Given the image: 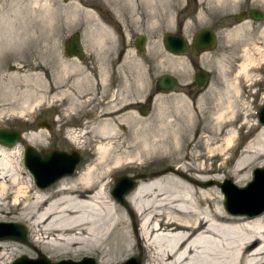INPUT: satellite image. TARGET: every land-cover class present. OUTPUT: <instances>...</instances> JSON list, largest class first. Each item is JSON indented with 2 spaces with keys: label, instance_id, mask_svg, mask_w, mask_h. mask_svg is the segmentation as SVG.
I'll use <instances>...</instances> for the list:
<instances>
[{
  "label": "rangeland",
  "instance_id": "obj_1",
  "mask_svg": "<svg viewBox=\"0 0 264 264\" xmlns=\"http://www.w3.org/2000/svg\"><path fill=\"white\" fill-rule=\"evenodd\" d=\"M155 1L157 7L149 10L141 4V0H137L139 8L133 10L131 2L119 0L116 9L112 10L105 0H0V127L33 134L37 142L31 144L22 138L12 145H18L16 155L23 176H31L23 165V148L27 144L41 152L49 149L79 150L82 161L76 171L96 161L101 154L99 146L108 147L98 167L107 173V194L123 209L125 231L131 236L129 248L110 254L117 258L111 263L101 262L103 253L100 249L40 251L52 261L64 258L78 260L90 256L97 264H119L130 256H137L145 264L150 262L146 240L138 241L136 238L138 216L134 210L133 216L127 213L125 206L111 194L118 176L144 174L147 177L138 178L137 181L146 182L150 174L172 166L175 171L163 175L180 177L197 189H208L226 211L223 194L217 185L201 187L194 180L212 179L220 182L230 178L237 186H244L252 179L254 168L264 167L260 165L264 159H258L249 167L242 183H236L230 175L244 144L253 137V132L245 135L247 127L240 128L246 120L244 110L251 113L249 119L252 123L259 124L257 114L264 104V20L245 19L238 23L234 15L249 8H260L264 12V0H236L231 7L222 6V0H170L165 6L163 0ZM76 3L92 4L109 24L113 38L107 39L106 44L98 41L92 33L95 25L90 18L71 15ZM121 12L125 16L120 19L118 15L121 16ZM170 12V16H166ZM122 20V31H126L128 45L130 37L135 34L145 35L147 43L143 53L129 45L124 61L116 65L122 47L120 44L124 43L123 34L117 26ZM129 24L133 27L131 33L127 32ZM204 27L217 34L216 45L211 50L199 55H175L163 46L162 37L166 32L176 33L180 30L181 35L191 41L194 33ZM74 32L79 33L85 51L83 59L69 57L64 52V43ZM167 57L177 62L167 60ZM77 63L78 68L71 65ZM246 63L248 76L240 71V65ZM201 69L209 72L210 80L205 88L194 92V74ZM162 74L177 78L178 85L173 91H155V80ZM81 75H85V78L80 79ZM98 76L105 82V94L98 97L103 110H86V103L96 93L94 82ZM113 79L120 80L121 85L115 91L108 88ZM236 86L241 88V96L235 110L241 111L235 122V151L206 159L205 165L214 171L202 173L206 179H197L194 172H185L176 167L178 163L175 157L163 151L162 145L167 140L168 130L171 126H184L189 111L193 113L194 121L203 113L227 110V102L230 98L234 99ZM149 95H153L151 110L142 116L134 107L135 104L129 102H145ZM104 121H110L115 126L114 133L105 140L101 139L98 132ZM40 122H46L50 128L39 127ZM201 126L202 122L199 128ZM209 134L214 135L211 131ZM72 136H76V140ZM224 137V134L217 137L223 145ZM142 139L146 140L151 150L141 147ZM117 157L121 161L115 165L113 161ZM72 175L64 176L48 187ZM32 187L33 191L40 189L34 182ZM126 203L129 205L127 200ZM0 221L27 227V222L16 221L8 216L0 217ZM5 240H12L11 244L24 247L25 253L9 245L6 248L9 255L3 264H10L21 255L31 258L38 256V250L30 245L32 237L28 227L27 242L10 238Z\"/></svg>",
  "mask_w": 264,
  "mask_h": 264
},
{
  "label": "bare ground",
  "instance_id": "obj_2",
  "mask_svg": "<svg viewBox=\"0 0 264 264\" xmlns=\"http://www.w3.org/2000/svg\"><path fill=\"white\" fill-rule=\"evenodd\" d=\"M118 1L105 0L112 10L116 9ZM123 1L131 2L133 10L139 8L137 0ZM222 1V6L231 7L236 0ZM169 2L163 0L164 6ZM141 4L149 10L158 5L155 0H141ZM72 9L71 15H84L94 22L92 33L98 41L106 44L107 39L113 38L109 24L92 4L76 3ZM135 15L138 16V13ZM167 60L177 62L168 57ZM71 65L79 67V63ZM247 65H240V71L245 76H248L249 71ZM83 78L85 75H81L80 79ZM240 89L239 86L234 87V99L228 100L227 110H212L198 116V119L194 118V121L193 113L189 111L184 126L169 128L162 148L169 156L175 157L178 163L176 167L185 172H194L195 178L203 180L206 178L202 173L214 171L205 165L206 159L235 151V122L241 111L235 110V106L241 96ZM244 111L246 120L240 128L247 127L245 135L253 132V137L244 144L240 157L230 170L236 183L246 179L248 169L254 162L264 159V125L252 123L249 119L251 113L249 110ZM114 130L115 126L110 121H104L98 128L103 140L110 138ZM209 131L214 135L211 136ZM223 134L225 145L217 139ZM22 138L25 142L37 144L33 134H22ZM72 138L76 140L77 137ZM141 143L142 148L150 146L146 140L142 139ZM17 146L0 143V217L8 216L16 221L27 222L32 237L30 245L39 252L70 248H86L89 251L100 249L103 253L101 262L116 261L117 258L110 254L129 248L131 236L125 231L123 209L107 194V173L98 167L108 147L99 146L101 154L96 161L67 179L46 189L33 191L31 176H23L20 168ZM200 159L203 161L199 162ZM120 161L121 158L117 157L113 162L118 165ZM260 165L264 166V160ZM165 175H155L146 182H139L126 195L130 205L125 206L126 212L133 216L134 210L138 216L136 238L147 242L150 262L146 264L264 262V212L253 217L230 214L221 208L219 199L215 200L208 189H197L180 177ZM10 242L0 239V264L9 255L6 250L9 245L25 253L24 247Z\"/></svg>",
  "mask_w": 264,
  "mask_h": 264
},
{
  "label": "water",
  "instance_id": "obj_3",
  "mask_svg": "<svg viewBox=\"0 0 264 264\" xmlns=\"http://www.w3.org/2000/svg\"><path fill=\"white\" fill-rule=\"evenodd\" d=\"M248 18L255 21L264 20V12L259 8H252L248 12ZM236 22L244 20V14L238 12L234 15ZM163 45L167 51L175 55H188L190 53L199 55L211 50L216 43L215 33L210 28H201L194 34L192 45L189 40L181 34L166 32L162 38ZM145 37L137 40V51H145ZM64 52L68 56H75L79 59L84 58L85 51L79 41V33L71 35L69 40L64 43ZM210 80L207 70H198L194 74L195 89L205 88ZM178 85V80L170 74H162L154 83L156 92L169 93ZM147 104L153 102V95L146 98ZM150 110H138L139 114L145 116ZM258 122L264 125V104L260 107L257 114ZM39 127L50 128L46 122H40ZM22 133L11 128L0 127V143L4 145H14L21 140ZM82 161V154L77 149L69 151L62 149H49L39 151L30 144L23 148V165L33 178L34 184L40 188H46L60 178L72 175ZM175 171L169 166L164 170L154 172L149 177L162 175L165 172ZM144 174L136 176L121 175L115 178L111 189L112 196L122 205L127 206L125 196L130 193L139 183L138 178H146ZM201 187L217 185L224 198L225 210L233 215L256 216L264 212V167H256L252 171V179L244 186H237L232 179L225 178L220 182L214 180L195 181ZM14 239L27 242V227L15 222L0 221V239ZM10 264H97L95 259L90 256H83L78 260L64 258L57 261L50 260L47 256L38 251L36 258L21 255L15 258ZM119 264H144L140 257L130 256Z\"/></svg>",
  "mask_w": 264,
  "mask_h": 264
},
{
  "label": "flooded vegetation",
  "instance_id": "obj_4",
  "mask_svg": "<svg viewBox=\"0 0 264 264\" xmlns=\"http://www.w3.org/2000/svg\"><path fill=\"white\" fill-rule=\"evenodd\" d=\"M250 9L251 8H249L248 10L242 11V13L244 14V18L250 19V18H248V12H249ZM124 16H125L124 13L121 12V16L120 17L122 18ZM250 20H252V19H250ZM252 21H254V20H252ZM119 23H120V21H119ZM117 26L119 28V31L122 32L123 39H124V43H121L120 44V46L122 45V47L119 49L120 50L119 51V55H118V58L116 60V65H120L124 61L123 57L126 54V51L128 50V46L129 45H132L135 48V50H137V45L136 44H137V40L139 39V37H142V36L145 37V44H144L145 46H146V43H147V38H146L145 35L135 34L133 37H130V42H129V45H128L127 40H126V37H125L126 36V34H125L126 31L125 32L122 31L123 20ZM136 27H138V24H136ZM132 28L133 27L131 26V24L127 25V32L128 33H131L130 30H132ZM123 29H125V28H123ZM212 31L215 33L216 42H217V34H216V32L214 30H212ZM74 33H72L71 35H73ZM141 33H143V32H141ZM176 33L177 34H182L180 30L177 31ZM71 35L67 38V40H69V38L71 37ZM193 37H194V35H193ZM193 37H192V40H193ZM192 40L189 41L190 45H192ZM79 41H80V37H79ZM215 45H216V43H215ZM94 84H95L94 85V88L96 89L95 90L96 93L94 94V96H91L90 99L88 100V102L86 103V105H88L86 107V110H103V107L101 106V103L99 102L98 97H101V94H105V92H104V84H105V82L104 81H101L100 77L98 76L97 78H95ZM120 86H121L120 85V80H118V79H115L114 80L113 79L110 82V86H108V88H110V89H112V90L115 91L116 89H119ZM192 87H195V82H194V84H193ZM192 91L197 92L198 90H196V89L193 88ZM131 103H134L135 104L134 107L136 108V110H140V109H142V110L143 109L144 110L145 109L146 110H151V104L152 103L151 104H147L146 100H145V102H141V101H139V102H129V104H131ZM56 110H58V109H56Z\"/></svg>",
  "mask_w": 264,
  "mask_h": 264
}]
</instances>
